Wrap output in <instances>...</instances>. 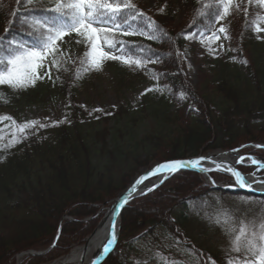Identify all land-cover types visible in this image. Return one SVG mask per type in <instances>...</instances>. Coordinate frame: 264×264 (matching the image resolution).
Instances as JSON below:
<instances>
[{"label": "trees", "instance_id": "obj_1", "mask_svg": "<svg viewBox=\"0 0 264 264\" xmlns=\"http://www.w3.org/2000/svg\"><path fill=\"white\" fill-rule=\"evenodd\" d=\"M137 1L132 0L135 4ZM178 1L185 15L181 24L174 25L173 5L168 0H156L150 16L167 37L157 41L141 36L118 37L129 47L151 48L163 58L160 63H150L156 67L154 71L135 67L123 70L129 79L143 81L150 76L166 107L158 124L139 139L140 146L136 144L135 149L124 152L108 142L112 132L121 129L108 128L107 124L126 113L89 114L75 102L80 79L75 75L78 62L75 70L62 72L58 79V93L66 107L65 122L57 127L29 129L27 139L0 154V264H14L20 253L44 252L47 248L50 249L40 256L27 255L22 264H44L65 256L93 232L99 217L92 216L98 209L124 191L136 173L151 163L264 143V69L253 58L250 40L259 16L234 12V52L221 63L209 85L194 92L185 82L177 58V52L188 41L181 33L200 28L209 34L217 24V3ZM49 2L43 0L45 4ZM35 3L36 0L31 5L27 0H0V25L9 28L11 23L9 36L28 39L23 34L27 23L22 18L29 15ZM4 35L5 32L0 34ZM132 37L141 40L131 42ZM135 55L140 53L136 51ZM227 65L234 67L235 74L226 72ZM158 73L164 75L154 79ZM181 92L186 99H180ZM184 110L189 113L182 118ZM256 152L264 156V148ZM95 154L100 159H95ZM209 192L216 191L202 185L199 174L179 171L154 191L133 200L120 214L118 242L102 264H158L156 251L166 256L171 249L180 248L182 252L184 247L192 248L194 242L185 231L189 201L198 203ZM247 198L264 202V198ZM137 237L140 239L134 241ZM176 239L187 245L177 247ZM142 245L144 255L139 256ZM192 262L196 263V259Z\"/></svg>", "mask_w": 264, "mask_h": 264}, {"label": "rangeland", "instance_id": "obj_2", "mask_svg": "<svg viewBox=\"0 0 264 264\" xmlns=\"http://www.w3.org/2000/svg\"><path fill=\"white\" fill-rule=\"evenodd\" d=\"M168 1L173 5L174 25L177 26L183 22L185 17L184 12L178 0ZM155 4L156 0H138L135 5L140 11L150 17L155 11ZM245 8H247L246 13L244 11ZM234 12H241L244 14L253 13L259 17H264V9L259 7L256 0H251V3H249L248 0H234L231 14L220 21V23L216 24L209 34H206V36H211L212 32H216L219 27L223 26L226 29V33L229 37L228 39L223 38L224 34L218 33L221 36L220 40L213 41L205 39L204 43H201L200 39L197 38L186 42L183 50L180 52L182 53L180 63L183 78L192 91L199 92L203 86H208V83L212 81V75L220 70L221 63L228 58L231 52H234L231 49ZM261 27H264V23L261 24ZM5 29V25L1 23L0 34H3ZM259 35L264 37V33H260ZM256 36L257 34L253 30L250 35L252 45L251 51L257 64L264 69V39L258 40ZM78 39L81 40L80 43L76 42ZM139 40L141 39L132 37L129 41L136 42ZM221 43L223 44L222 49L219 47ZM209 47L216 51L214 53L209 52ZM59 48L61 51L57 54V59L60 61V67L51 68V80L45 77L43 80L38 81L35 87H29L27 90L23 91H12L7 86H0V93H3V99H0V116L11 117V120L0 121V137H2L0 138V154L4 153L10 147L9 143L12 140L13 134L17 135L19 133L18 125L32 120L49 124L52 121H60L65 118L66 107L58 93V79H56V77L60 76L62 72L70 73L75 70L77 63L86 51V47L82 38H78L75 34H72L71 36H66L64 42L59 43ZM227 66L228 70H226V72L230 75L235 74L234 67L231 65ZM50 67L49 64L47 67L42 68L40 70L41 73L48 71ZM126 67L127 66L121 64L119 61L110 60L103 64L100 71H91L83 74L76 83L77 95L75 97V102L86 108L88 113L90 111L92 113H102L105 111L126 113V115L122 114L120 117L117 115L114 120L107 124L108 128L121 129L120 132H112L108 142L113 146L119 147V149L124 152L132 151L137 147L136 144L140 146L139 139L147 134L151 127H155L158 124L166 108L162 106L163 100L162 97L157 94V91H147V89L155 87L150 76H146L143 81L135 77L129 79V77H127L129 75H123V70ZM141 69L154 71L156 67L147 63ZM96 109H99V111H96ZM188 113V110L182 111V118L187 116ZM86 120L89 121L87 118ZM12 121H15L16 124H13ZM97 127L98 126H95L94 129H97ZM257 145L264 146V143H255L252 147L250 145L240 146L237 148L238 151H232L234 154L229 155V157L234 160V163L241 156H253L264 161V156L256 152V150L260 148L257 147ZM226 152L228 151L217 149L211 152L199 153L197 156H207L216 153L225 156L223 153ZM95 156V159H100L98 154H95ZM217 158L220 157L218 156ZM163 163L165 162H154L140 169L131 181L143 174L144 171L146 172L154 166ZM242 164L244 165H237L236 168L243 173L249 174L256 171L257 166L248 163L247 158ZM218 172L214 171L206 176L199 174L202 185L208 187L211 191L213 190V179L216 181L215 185L220 187H227L226 185L233 182L230 173L221 174ZM256 175L264 176V170L257 172ZM151 181L153 180L145 182L144 185H149ZM119 194L109 200L105 206L100 207L92 216L99 217L92 230L93 232L102 220L104 213L111 207L113 201ZM246 199L250 200L251 203H245L244 201ZM189 207V223L186 225L185 231L188 238L192 239V242L195 244L192 243L190 246L196 249L198 253H203L204 257H210L211 260L209 264H212V261H214L215 264H220L225 263V253L229 247L228 237L224 234L221 227L216 226L212 222V218L216 214L222 215L224 210L228 209L232 210L237 217H247L250 219L254 216H258L262 208H264V202L258 199L247 198L246 196L224 195L221 191H216L209 192L201 201ZM86 220L87 219H84L83 221ZM92 233L86 236L81 244L73 246L65 256L75 248L84 245L85 241ZM156 233L158 234L159 232ZM143 246L144 245L141 247L142 249L140 250L139 256L144 255L142 252L144 250ZM179 249L174 251L171 249V253L166 256L170 260L183 261L185 264H196L192 262L195 260V257L183 252V248L181 250L182 252H180ZM29 252L34 251L20 254H27ZM229 254L235 255L232 253ZM65 256L52 259L44 264L58 263ZM25 257L27 256L20 257L18 260L15 259L14 264H22Z\"/></svg>", "mask_w": 264, "mask_h": 264}, {"label": "snow or ice", "instance_id": "obj_3", "mask_svg": "<svg viewBox=\"0 0 264 264\" xmlns=\"http://www.w3.org/2000/svg\"><path fill=\"white\" fill-rule=\"evenodd\" d=\"M248 2L251 3V0ZM27 3L31 5L33 0H27ZM216 3L217 11L214 13V22L218 24L231 14L234 0H216ZM256 3L264 9V0H256ZM244 11L246 13L247 8ZM199 14L204 15L203 12ZM22 22L27 23L23 34L28 39L9 36L11 23L9 28L5 29V35L0 36V86H7L12 91H23L29 87H35L36 83L45 77L51 80V68L60 67V61L57 59V54L61 51L59 43L64 42V38L72 34L82 38L86 47V51L79 61L80 67L75 74L76 78H81L83 74L91 71H100L103 64L110 60L119 61L127 67H135L139 70L147 63H160L163 59L151 48L144 49L139 45L132 48L129 47L128 42L118 38L141 36L147 40L157 41L162 37H167V33L157 25L156 21L140 11L132 0H50L48 4L43 3V0H36L35 5L29 9V15L23 17ZM262 23H264V17H259L253 25L258 40L264 39L259 35L264 33V27H261ZM218 33L224 34V39L229 38L223 26L219 27L216 32H212L211 36H206L205 31L200 28L193 32L181 33V35L186 40L199 38L200 42L204 43L205 39L220 40L221 36ZM76 42L80 43L81 40L78 39ZM219 47L222 49L223 44L221 43ZM136 51L140 55H135ZM208 51L214 53L216 50L209 47ZM181 56L182 53L177 52V58L179 59ZM49 64L51 66L49 70L41 73L40 70ZM161 75L164 74H155L154 79H159ZM56 79H59V76ZM158 90L160 89H147L149 92ZM186 98V94L181 92L180 99ZM0 99H3V93H0ZM3 120H11V117L0 116V121ZM64 122L65 120H60L44 124L36 120L26 121L18 125L19 135L13 134L9 146L13 147L27 139V130L29 129L57 127ZM12 123L16 124L15 121ZM257 147L264 146L257 145ZM232 151H238V149ZM245 159L241 156L235 163L241 164ZM247 160L257 166L255 172L245 174L232 167L227 161H217L212 156H200L188 160L167 161L146 175L161 173L175 175L179 171L189 168L205 174L213 171H226L230 173L233 181L226 185L227 187L258 191L259 189L254 188V185L264 187V176H257L256 173L264 170V161L253 156H248ZM206 161L213 164L214 167L205 166ZM142 182L143 178L137 179L133 188L129 190V195L136 190V185ZM212 184L213 186L216 184L214 179ZM152 190L154 188L148 189V191ZM121 201L113 212L107 237L102 243L104 256L110 255L118 242L116 216L119 209L128 202V196H123ZM244 202L251 203L247 199ZM189 204L192 205L193 202L189 201ZM212 222L221 227L228 237L229 247L225 253V264H264V208L258 216L250 219L237 217L232 210L225 209L222 215L216 214L212 218ZM139 239V237L134 238V241ZM186 243L181 239L175 240L177 247L182 244L186 245ZM183 252L195 257L196 264H209L211 260L210 257H204L203 253H197L192 248L184 247ZM154 258L158 260V264H185L183 261L170 260L159 251L154 253ZM92 264H96L95 259ZM135 264H141V262L135 261ZM212 264L215 262L212 261Z\"/></svg>", "mask_w": 264, "mask_h": 264}, {"label": "water", "instance_id": "obj_4", "mask_svg": "<svg viewBox=\"0 0 264 264\" xmlns=\"http://www.w3.org/2000/svg\"><path fill=\"white\" fill-rule=\"evenodd\" d=\"M232 152H227V153H224L226 155L230 154ZM216 154H212V155H207V156H212V157H215ZM197 157H200V156H197ZM197 157H192V158H187V159H180V160H188V159H193V158H197ZM218 161H224V160H218ZM207 162V161H206ZM229 163V162H228ZM232 167H235L237 165H241V164H231L229 163ZM160 165V164H159ZM158 165L154 166L153 168H151L150 170L146 171L145 173L141 174L139 177L135 178L133 181L130 182L129 186L123 191L121 192L118 197L113 201V204L111 205V207L109 209L112 210V212H114V210H116V207H117V204L118 203H121V198L123 196H128V202L126 204H124V206L122 208L119 209L118 211V214L116 216V222H117V233H118V230H119V222H120V214L122 212V210L129 204L131 203L133 200L139 198V197H142L152 191H148L149 188H154V190L159 187L164 181H166L168 178H170L172 175H168L166 173H161V174H158V175H146V174H149L151 172V170H153L154 168H156ZM237 169V168H236ZM181 171H192V172H196V173H199V174H204V175H208V174H205V173H201V172H198V171H195L193 169H184V170H181ZM218 172V171H216ZM218 173H221V174H227V172H218ZM146 177V178H145ZM143 178V182L139 185H136V190L134 192H132L130 195H129V190L133 188V186L135 185V182L137 179H142ZM149 180H153L151 181V184L148 185V186H143L145 184V182L149 181ZM146 187V188H144ZM212 188L213 190L215 191H221L223 193H227V194H231V195H236V194H242V195H245V196H250V197H255V198H264V192H261V191H247L245 189H239V188H231V187H220V186H213L212 184ZM113 216V215H112ZM101 222V221H100ZM99 222V223H100ZM99 225V224H98ZM97 228V227H96ZM95 231V230H94ZM93 234V233H92ZM50 249V248H49ZM49 249H47L45 252H40V253H34V252H29L27 254H20L16 257V259L18 260L20 257H23L24 255H29V256H40L44 253H46ZM109 256V255H108ZM108 256H104L103 254L96 260V264H102L106 258Z\"/></svg>", "mask_w": 264, "mask_h": 264}, {"label": "bare ground", "instance_id": "obj_5", "mask_svg": "<svg viewBox=\"0 0 264 264\" xmlns=\"http://www.w3.org/2000/svg\"><path fill=\"white\" fill-rule=\"evenodd\" d=\"M218 156L220 158H217ZM214 158H216L217 161L224 160L231 164H234V160L229 156H223L217 153ZM248 163H250V161H248ZM205 166L214 167L213 164H209L208 162H205ZM143 173H145V171ZM254 188H258V191L264 192V187H261L260 185H254ZM112 215V210L107 209L101 222L99 223L93 234L87 238L85 244L81 247L75 248L60 262L55 264H92L94 259L97 260L102 255V243L107 237L110 222L112 220Z\"/></svg>", "mask_w": 264, "mask_h": 264}]
</instances>
